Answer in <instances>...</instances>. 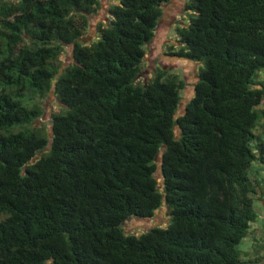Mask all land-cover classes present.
Instances as JSON below:
<instances>
[{
    "label": "trees",
    "instance_id": "1",
    "mask_svg": "<svg viewBox=\"0 0 264 264\" xmlns=\"http://www.w3.org/2000/svg\"><path fill=\"white\" fill-rule=\"evenodd\" d=\"M169 0H0V264H240L264 162V0H187L182 79L139 80ZM71 63L60 68L63 47ZM170 48V46H169ZM53 93L46 126L32 100ZM166 208V226L140 233Z\"/></svg>",
    "mask_w": 264,
    "mask_h": 264
},
{
    "label": "rangeland",
    "instance_id": "2",
    "mask_svg": "<svg viewBox=\"0 0 264 264\" xmlns=\"http://www.w3.org/2000/svg\"><path fill=\"white\" fill-rule=\"evenodd\" d=\"M99 1L100 6L97 10L87 15L88 27L83 36L85 42H90L95 38L98 27L104 25L108 14V7L117 3V0ZM186 1L169 0L161 5L162 15L158 20L156 34L149 44L145 45V59L139 73V80L144 78L149 79L153 75V68L155 70L161 68L170 74H176L178 78L182 79L184 86L180 92L181 100L178 111L183 109L185 103L193 94V85L196 81L199 65L198 62L186 59L185 57L170 54L172 51L178 49L174 28L180 19L186 18V12L184 11ZM165 53L168 54L164 55ZM58 63L61 65L60 68H64L71 63L70 47H63V52L58 59ZM255 79L257 82L256 86L264 88V68L255 74ZM34 96L32 102L38 103L42 108H46V111H44L35 124L47 126L50 114L59 108L56 99L52 92L42 98L38 97L37 94ZM250 177L259 182L261 196L257 197V206L255 207L258 213L254 222L250 223L248 236L237 247L240 251V260L242 262L240 264H264V162L257 160L254 163ZM168 218L166 208L162 207L154 213L150 220L136 221L135 219H129L125 227L126 230L134 231L138 234L141 230L154 225L166 226Z\"/></svg>",
    "mask_w": 264,
    "mask_h": 264
},
{
    "label": "flooded vegetation",
    "instance_id": "3",
    "mask_svg": "<svg viewBox=\"0 0 264 264\" xmlns=\"http://www.w3.org/2000/svg\"><path fill=\"white\" fill-rule=\"evenodd\" d=\"M166 54H168V53H165L164 55H166ZM155 70V68H153V70L152 71H154Z\"/></svg>",
    "mask_w": 264,
    "mask_h": 264
},
{
    "label": "crops",
    "instance_id": "4",
    "mask_svg": "<svg viewBox=\"0 0 264 264\" xmlns=\"http://www.w3.org/2000/svg\"><path fill=\"white\" fill-rule=\"evenodd\" d=\"M262 198V197H261Z\"/></svg>",
    "mask_w": 264,
    "mask_h": 264
},
{
    "label": "water",
    "instance_id": "5",
    "mask_svg": "<svg viewBox=\"0 0 264 264\" xmlns=\"http://www.w3.org/2000/svg\"><path fill=\"white\" fill-rule=\"evenodd\" d=\"M84 40V39H83Z\"/></svg>",
    "mask_w": 264,
    "mask_h": 264
}]
</instances>
